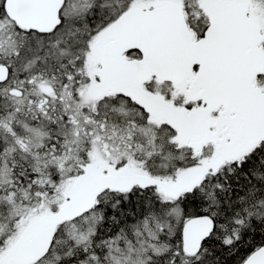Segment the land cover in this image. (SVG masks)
I'll return each instance as SVG.
<instances>
[{"label":"snow or ice","instance_id":"obj_1","mask_svg":"<svg viewBox=\"0 0 264 264\" xmlns=\"http://www.w3.org/2000/svg\"><path fill=\"white\" fill-rule=\"evenodd\" d=\"M0 264H264V0H0Z\"/></svg>","mask_w":264,"mask_h":264}]
</instances>
